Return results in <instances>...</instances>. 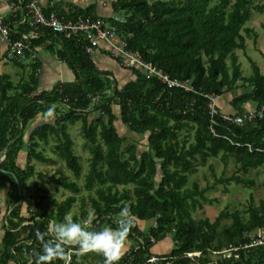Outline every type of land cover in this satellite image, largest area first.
<instances>
[{"label":"trees","instance_id":"trees-1","mask_svg":"<svg viewBox=\"0 0 264 264\" xmlns=\"http://www.w3.org/2000/svg\"><path fill=\"white\" fill-rule=\"evenodd\" d=\"M89 7L69 14L56 11L67 19L78 15L99 18ZM254 9L262 11L264 4H254V0H113L114 14L100 17L116 26L128 49L138 51L144 61L160 67L171 78L188 80L192 91L147 79L137 68H129L132 79L120 84L111 72L96 67L85 52L87 42L82 37L66 38L49 28L35 29L38 37L28 40L30 46L46 37H57L60 46L54 52L72 71L74 80L40 90L39 63L28 52L25 59H6L5 64L11 63L23 73L29 69L26 76L14 81L0 70V182L7 184L9 206L1 226L0 264H29L30 260L34 264L32 253L50 238V222L66 220L77 201L81 186L76 180L35 172L29 163L49 161L38 147L51 138V151L79 178L82 166L66 130L77 121L81 123L83 147L90 153L82 187L89 191L93 228L116 227L120 208L126 205L130 210L132 225L126 238L135 243L123 251L118 264H264V245L245 246L252 235L264 233V197L257 204L251 200L245 212L221 211L213 221L193 216L207 199L204 193L210 187L218 182L252 186L255 180L246 175L264 166V116L235 125L223 121L221 115L264 106V73L250 59L251 74L243 75L235 53L245 49L246 35L252 33L246 23ZM17 19H23L21 9L6 17V21ZM28 23L26 17L10 39L18 40L20 32L32 29ZM29 60L35 61L27 63ZM242 88L241 93H233ZM205 94L233 95L228 103L230 111L218 105L214 132ZM51 111L54 121L37 125L25 140L27 125L38 114ZM118 119L133 133L145 136L141 149L138 141L123 144L124 136L114 124ZM22 151L24 167L17 164ZM215 158L224 165L232 162L230 175L223 170L216 178L209 164L212 184L200 187L192 180L188 185L198 167ZM34 175L39 180L48 178L71 194L61 201L53 199L47 212L41 206L47 188L37 179L33 182L35 194L25 193L27 181ZM262 186L264 192V182ZM80 200L79 215L71 217L78 222L88 216L84 197ZM24 201L28 217L21 212ZM223 218H230V222L221 224ZM148 220L151 222L146 224ZM138 222H143L144 228ZM166 239L173 243L169 251L152 250L154 244ZM232 246L237 249L223 252ZM195 252L198 255L189 256ZM153 256L158 259L149 261ZM68 258V264L103 262L97 253L78 255L69 247L65 258L52 264H64Z\"/></svg>","mask_w":264,"mask_h":264},{"label":"rangeland","instance_id":"rangeland-1","mask_svg":"<svg viewBox=\"0 0 264 264\" xmlns=\"http://www.w3.org/2000/svg\"><path fill=\"white\" fill-rule=\"evenodd\" d=\"M256 2H260L264 4V0H254V4ZM246 26L252 31L249 35H246L245 38V49H237L235 51L238 62H240L241 70L243 75L248 76L251 74V64L250 59L253 60L256 64L259 65L260 70L264 73V10L256 11L255 9L252 11V16L250 20L246 23ZM254 34H256L254 36ZM28 63V61H27ZM97 65L101 66L99 61L97 60ZM3 72L9 73L12 76L14 81H17L22 74H27L29 69H26L23 73V70H19L15 68L11 63H8L6 66H3L1 69ZM26 76V75H25ZM127 77L119 79L120 84H124L128 80H130V75H126ZM63 78V77H62ZM244 89H239L233 92L234 94H239ZM232 94H222V96L218 97V104H223L225 100H229L232 98ZM228 103V102H227ZM255 107V106H254ZM115 112H117V106L113 105ZM52 112V111H51ZM43 113V112H42ZM96 114V112L94 113ZM44 116V115H43ZM41 115H37V119L33 120L32 123L27 125V128L24 131L25 140L28 139L29 132L33 129V126H36L43 121L53 122L54 114L49 112V117H43ZM80 121L75 122L74 124L67 125L66 130L70 135V139L72 140L73 151L79 157V161L82 166L81 174L79 178H75L73 173L66 167L63 160H61L56 154L51 151L54 140L51 138L48 139L46 143L40 142L39 150L45 154L46 157L49 158L47 162H40L36 160H30V164L34 165L35 172H42L47 174V176H51L55 174V176L59 179L64 178L68 180H76L77 183L81 186V190L76 194L77 201L73 204L69 213L66 215V218L72 217L73 215H79L80 213V205L81 200L80 197L83 196L85 200V209L88 214L92 213V207L90 204V199L88 196V190L84 189L83 186V174L88 169V158L90 153L88 150L83 147V139L80 135ZM117 130L121 135L124 136L123 144H130L138 141V148L141 149L143 145L146 143L145 136L142 137L136 133L130 131L126 126H124L121 121L118 119L114 122ZM25 151V150H24ZM20 153V152H19ZM21 158V159H19ZM25 154H19L17 159V164L21 167H24L26 164ZM212 164L214 168L215 177L218 178L221 176L223 170L226 172V176L230 175L231 170L233 168L232 162L229 161L226 165L219 158L208 159L205 165H200L195 174L190 177L188 185L191 184L192 180H197L199 182L200 187H204L208 184H212L214 177L213 173L208 168V165ZM203 175L205 177H203ZM255 180V184L252 186H242L240 184H235L234 182H230L226 184L225 182H218L215 186L210 187L204 194L206 196V200L203 202L201 207H198L193 213L194 218L208 217L211 221H213L221 211L228 209L229 211L238 210L240 212H245L251 200L253 203L257 204L260 199L264 197L263 186L264 182V166L252 170L248 175ZM37 179V176L34 175L27 181L28 189L25 191L26 194H35V188L33 187L34 180ZM41 186L47 188V198L42 202L41 206L47 212L52 208V200L55 199L57 201L63 200L65 197L71 194V192L67 189L62 188L59 185H55L51 183L48 178L44 180L37 179ZM4 186L5 188H2ZM7 184L4 182H0V240L2 238V223H3V215L6 213L8 209V199H7ZM26 195V196H28ZM27 203L23 202L22 206V214L24 216H29L27 213ZM116 218H119L118 216ZM148 220L145 222L146 224L150 223ZM230 222V218H223L221 220V224H226ZM50 225V224H49ZM142 226V225H141ZM144 228V227H143ZM255 233V232H253ZM264 236V233H262ZM132 240L129 238L125 239L124 250H126L129 246L134 244ZM172 241L170 239H166L165 241L160 243H156L153 245L152 250L159 251V245L162 247L160 250H165V252L169 251L170 246H172ZM167 246V247H166ZM123 250V251H124ZM218 255L216 253H212V258L217 259ZM14 264V263H10Z\"/></svg>","mask_w":264,"mask_h":264},{"label":"built area","instance_id":"built-area-1","mask_svg":"<svg viewBox=\"0 0 264 264\" xmlns=\"http://www.w3.org/2000/svg\"><path fill=\"white\" fill-rule=\"evenodd\" d=\"M4 0L7 7L12 14H15L18 10L23 11V21L28 18V25L32 28L28 32H20V39L11 40L10 34L18 31L14 25L16 21H6L5 16H0V35L7 44V59L17 58L25 59V52L31 58L35 57V48L31 47L28 40L35 38L37 33L35 29L49 28L56 34H61L66 38H80L82 37L87 45L85 46V52L91 54L95 48H103L108 55L119 61L122 65L128 68H137L145 75L147 79L156 78L165 84L167 87H179L185 91L194 90L188 80H179L171 78L160 67L153 65L148 61H144L141 54L138 51L130 50L126 47V43L121 41L118 37L117 28L115 25L104 22L101 18H92L89 16L78 15L75 18H65L61 14L59 15L56 9L45 10L39 3V0ZM207 98V110L211 120V131L214 132L213 124L214 118L218 115V97L216 94H205ZM223 121L232 123L235 125H242L245 122L252 121L256 118L264 116V106L257 108L252 107L247 111L236 115H230L227 112L221 114ZM1 159L3 157H0ZM252 235L250 242L245 246L264 245V236L258 233L256 237ZM236 250L237 248L232 246L223 249V252L227 250ZM198 255V253H190L189 256ZM158 258L153 256L149 261H156ZM69 258L64 264H68Z\"/></svg>","mask_w":264,"mask_h":264},{"label":"crops","instance_id":"crops-1","mask_svg":"<svg viewBox=\"0 0 264 264\" xmlns=\"http://www.w3.org/2000/svg\"><path fill=\"white\" fill-rule=\"evenodd\" d=\"M40 5L45 10L56 9L58 12L63 14H69V11L76 9H86L89 6V11L92 15L97 17L107 18L114 14L113 11V0H39ZM12 13L7 7L4 0H0V16H10ZM23 19L16 20V29H18L19 24H21ZM38 37V34L35 38ZM60 43L58 38L55 36H50L49 38H44L35 48V57L37 61L32 60L28 63H32L33 61L39 63L38 64V78H39V89L46 90L52 88L56 83L61 82H69L74 80V75L66 63L58 58L56 52L54 50L59 49ZM7 48V44L5 40L0 35V70L3 66H6V55L5 50ZM92 62L96 65L97 68L102 70H108L112 73V75L118 79L126 78V75H130V79H132L131 71L129 68L122 65L119 61L111 58L103 46L100 48H95L94 51L89 54ZM97 60L100 65H97ZM126 68V69H124ZM63 77V78H62ZM222 95H220L221 97ZM229 98L225 100L223 104H219L221 107L223 106L226 111H230L231 107H228ZM52 113V112H50ZM53 114V113H52ZM39 115L48 118L49 112H43ZM35 118L34 120H36ZM33 120L30 122L32 123ZM46 122V121H43ZM42 122V123H43ZM41 124V123H40ZM39 125V124H38ZM37 126V125H36ZM36 126H33L36 127ZM30 133V132H29ZM29 136V135H28ZM22 151L20 154H24ZM21 159V158H19ZM22 160V159H21ZM5 188L4 186H1ZM139 227L142 229L145 225L143 222H138ZM142 225V226H141ZM167 247V246H166ZM162 247L159 245V251L157 252H165V248L160 250ZM170 249V248H169Z\"/></svg>","mask_w":264,"mask_h":264},{"label":"clouds","instance_id":"clouds-1","mask_svg":"<svg viewBox=\"0 0 264 264\" xmlns=\"http://www.w3.org/2000/svg\"><path fill=\"white\" fill-rule=\"evenodd\" d=\"M128 68V67H127ZM116 227L105 226L94 229V213H89L82 222L71 217L64 221H51L49 236L43 240L39 251H34V264H52L53 261L65 258L66 248H73L76 254L97 253L103 257L102 264H118L123 254L125 239L132 225L128 206L120 208ZM39 235V233H38ZM29 264H33L30 260Z\"/></svg>","mask_w":264,"mask_h":264},{"label":"water","instance_id":"water-1","mask_svg":"<svg viewBox=\"0 0 264 264\" xmlns=\"http://www.w3.org/2000/svg\"><path fill=\"white\" fill-rule=\"evenodd\" d=\"M2 159L0 158V161H1Z\"/></svg>","mask_w":264,"mask_h":264}]
</instances>
